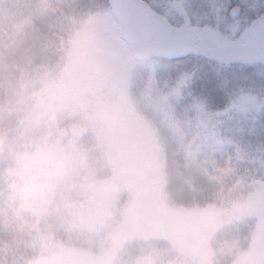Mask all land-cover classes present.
Segmentation results:
<instances>
[{"label": "rangeland", "instance_id": "374dc122", "mask_svg": "<svg viewBox=\"0 0 264 264\" xmlns=\"http://www.w3.org/2000/svg\"><path fill=\"white\" fill-rule=\"evenodd\" d=\"M153 1L158 4L153 3L157 8L152 4L156 13L165 5L164 12L172 22L168 21L171 27L196 32L197 44L206 56L219 63H233V69L247 68L250 75H255V82L233 88L229 96L230 110L228 106L222 112H213L186 92L187 85L183 83L189 84L192 75L189 64L167 63L159 58L135 60L128 46L120 40L113 10L94 14L67 48L64 71L56 85L53 80L46 82L47 91L37 96L32 118L38 128L41 125L55 127V135L59 129L69 132L74 125L86 131L83 139H74L91 168L90 188L106 222L98 226V231L84 230L92 235H88L79 249L63 250L53 246L34 264H117L125 249H140L134 254V264H220L221 259L228 262L234 255L237 257L231 264H264V178L261 183L255 180V175H247L248 187L234 214L181 211L169 202L165 192V160L158 136L159 128L165 127L172 115L177 118L185 115L187 122L193 121L195 125L196 139L190 142L196 151L210 146L215 148L217 157L228 161L229 157L221 150L234 147L239 163L242 153L248 159L253 153L258 154L255 160L261 165L256 172L259 177L264 176V137L247 141L246 153L231 141L236 140L219 138L216 134L222 132L221 126L225 128L230 120L240 128L243 123L264 116V85L258 83L264 79V66L257 60L255 47L248 37L249 23L264 11V0H240L250 4L244 11L240 10L235 21H240L241 25L229 22L230 6L238 0H214L223 2L217 7L211 0H192L195 5H204L205 1L208 6L203 7L194 6L188 2L190 0H178L183 1L181 8L172 7L176 0ZM40 2L43 6L52 5V0ZM262 24L264 26V20ZM251 66L256 69L252 71ZM186 96L193 103L180 106L178 102ZM177 106L183 111L179 109L175 113L173 109ZM82 109L88 111L87 119ZM184 128L186 131L187 127ZM182 130L183 124L173 126V133H182ZM38 145L19 150L17 162L30 156ZM250 145L256 149L249 150ZM129 165L140 170L135 182L125 174ZM144 182L153 185L138 189L137 183ZM36 184L35 177L20 174L12 192L17 213L28 220L34 231L41 232L48 223L60 221L66 209L34 197ZM235 214L251 228L247 247L242 251L236 243L224 242L218 249L214 248V235L220 229L229 228L237 219L233 217ZM100 232L104 236L95 238ZM97 244L100 247L95 250ZM141 244L147 250L142 251Z\"/></svg>", "mask_w": 264, "mask_h": 264}, {"label": "trees", "instance_id": "16d2710c", "mask_svg": "<svg viewBox=\"0 0 264 264\" xmlns=\"http://www.w3.org/2000/svg\"><path fill=\"white\" fill-rule=\"evenodd\" d=\"M50 3L52 5L43 6L40 0H0V264H34L53 246L63 250L79 249L88 235H92L84 230L69 229L67 225L61 226L57 223L59 221L48 223L41 232L34 231L28 220L14 208L12 186L20 175L16 160L18 151L42 143L44 137L52 139L56 136L55 127L41 125L38 128L34 123L36 120L32 116L37 96L47 91L46 82L53 80L56 85L64 71L67 48L84 30L87 21L94 14L111 9L110 0H52ZM245 8L247 6L240 10ZM257 15L259 17L254 19L262 17L260 20H264V11ZM158 60L189 64L192 75L189 84L183 81V85H187L186 92L213 112H222L229 106V93L233 88L255 82L248 70L231 69L233 63H219L203 52L201 57L190 56L185 60ZM258 83L263 87L264 79ZM187 98L178 102L179 105L190 106L193 101ZM180 106L173 109L175 113ZM172 116L158 133L165 160L164 188L169 202L185 212L226 211V214H234L244 189L248 187L247 175H255V180L260 182L264 178L256 172L257 166L261 165L255 160L258 154L255 156L249 151L252 156L248 159L242 153V162L239 163L234 147L221 150L229 157L228 161L225 157H217L215 148L210 146L196 151L192 144L196 139L193 121L187 122L185 115L181 118ZM263 119L264 116L253 118L254 121H247L244 126L240 124V128L229 119L225 128L221 126L222 132L216 134L219 138L236 140L231 141L245 150L244 146L252 137H264ZM182 124L183 134L173 133V126L181 127ZM184 127H187L186 131ZM248 147L249 150L256 149L253 145ZM233 217L237 219L229 228L220 229L214 235V248L218 249V245L224 242L236 243L242 251L247 247L251 228L240 222L237 214ZM100 233L95 238L104 236ZM117 238L120 240V236ZM99 247L97 244L94 249ZM140 247L142 251L147 250L143 244ZM137 251L140 249H125L117 264H134ZM236 257L219 262L231 264Z\"/></svg>", "mask_w": 264, "mask_h": 264}, {"label": "clouds", "instance_id": "9594fccd", "mask_svg": "<svg viewBox=\"0 0 264 264\" xmlns=\"http://www.w3.org/2000/svg\"><path fill=\"white\" fill-rule=\"evenodd\" d=\"M82 111L87 119L88 111ZM68 127L65 125V128ZM69 132L59 129L55 137L45 139L30 156L22 157L17 162V168L22 177L36 178L34 197L66 209L59 221L61 226L98 231V226L106 222V217L100 214L94 202L90 188L91 168L85 161L83 150ZM125 174L135 182L140 170L135 165H129Z\"/></svg>", "mask_w": 264, "mask_h": 264}, {"label": "water", "instance_id": "95a60500", "mask_svg": "<svg viewBox=\"0 0 264 264\" xmlns=\"http://www.w3.org/2000/svg\"><path fill=\"white\" fill-rule=\"evenodd\" d=\"M118 24L120 39L125 42L135 60L151 58L185 60L189 56H201L195 31L190 28L171 27L154 13L143 0H110ZM249 36L256 54L264 61V27L262 23H252ZM70 134L78 140L86 136V131L78 125L70 129ZM74 134V135H73ZM152 183L144 182L147 188Z\"/></svg>", "mask_w": 264, "mask_h": 264}, {"label": "flooded vegetation", "instance_id": "af4514ba", "mask_svg": "<svg viewBox=\"0 0 264 264\" xmlns=\"http://www.w3.org/2000/svg\"><path fill=\"white\" fill-rule=\"evenodd\" d=\"M143 1H145L146 2V4L152 9L153 8V6H152V4L154 3V4H156V6H158V4H157V2H154L153 0H143ZM165 1V0H164ZM160 2H162V0L160 1ZM188 2H192L193 4H194V6H199L200 4H198V5H195V0H194V2L192 1V0H190V1H188ZM211 2L213 3V2H215V4L214 5H216V7L217 6H220V5H222L223 4V2L222 1H214V0H211ZM180 3V4H179ZM153 4V5H154ZM182 4H183V1L182 2H178V0H176V2H175V5L174 6H172V7H174V8H181L182 7ZM168 5V7H171V5L170 4H167ZM249 6L250 4H248L247 2H242V1H240V0H238V1H235L230 7H231V12H230V17H231V19L229 20V22H233V23H236V25H241V22L240 21H238V22H235V21H237V17H238V15L240 14V9H241V7H245V6ZM155 6V5H154ZM155 6V7H156ZM163 6H165V5H163ZM161 7V9H159L158 11H157V13H156V10H154V9H152L156 14H158L162 19H164L165 21H167L168 19H167V17L168 16H166L165 15V8L166 7ZM201 7H203V6H208V4H206V2L204 1V5H200ZM241 6V7H240ZM171 7V8H172ZM157 8V7H156ZM172 13H170V15H171ZM197 17V16H196ZM170 19V18H169ZM210 21H213V20H210ZM255 22H260V23H262V21L261 20H251V22L249 23V28H248V37H249V40L251 41V39H250V36H249V29H250V26H251V24L252 23H255ZM231 25V23H229V26ZM263 25V24H262ZM264 27V26H263ZM193 30V29H192ZM195 39H196V32H195ZM196 42H197V40H196ZM251 43L253 44V42L251 41ZM198 45V44H197ZM254 46V45H253ZM255 47V46H254ZM201 56H202V54H201ZM201 56H199V57H201ZM256 56H257V54H256ZM198 57V56H197ZM258 59H259V57H258ZM259 62L261 63V65L262 66H264V61H262V60H260L259 59ZM233 67L234 66H231V69H233ZM238 67H236L235 69H237ZM252 71L253 70H255L256 69V66H251V67H249ZM247 69V68H246ZM250 77H255V75L253 76V75H250ZM229 96H230V93H229ZM229 110H230V106H229V108H228ZM228 110V111H229ZM149 183H151V182H149ZM142 184L143 183H137V188L138 189H143L144 187H142ZM153 185V184H152ZM151 185V186H152ZM150 187V186H149ZM149 187H147V188H149ZM138 189H135V190H138Z\"/></svg>", "mask_w": 264, "mask_h": 264}]
</instances>
